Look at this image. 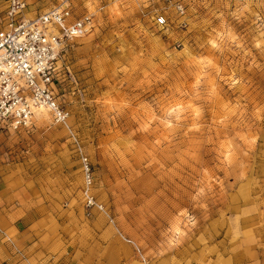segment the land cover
Returning <instances> with one entry per match:
<instances>
[{
  "label": "rangeland",
  "instance_id": "1",
  "mask_svg": "<svg viewBox=\"0 0 264 264\" xmlns=\"http://www.w3.org/2000/svg\"><path fill=\"white\" fill-rule=\"evenodd\" d=\"M72 5L94 27L61 57L70 117L0 127V183L54 209L82 264H264V0Z\"/></svg>",
  "mask_w": 264,
  "mask_h": 264
},
{
  "label": "built area",
  "instance_id": "2",
  "mask_svg": "<svg viewBox=\"0 0 264 264\" xmlns=\"http://www.w3.org/2000/svg\"><path fill=\"white\" fill-rule=\"evenodd\" d=\"M62 0L46 11L30 15L25 0H3L0 19V127L29 130L36 110L44 108L52 122L65 125L70 112L58 98L55 83L61 72V57L73 40L94 27L91 14L75 18L72 3ZM171 4V0H165ZM179 15L181 4L174 3ZM158 27L165 26L162 14L154 17ZM81 190L85 214L102 212L103 206L93 195L94 177L87 156L79 151Z\"/></svg>",
  "mask_w": 264,
  "mask_h": 264
},
{
  "label": "crops",
  "instance_id": "3",
  "mask_svg": "<svg viewBox=\"0 0 264 264\" xmlns=\"http://www.w3.org/2000/svg\"><path fill=\"white\" fill-rule=\"evenodd\" d=\"M32 197L14 195L0 183V264H82L75 242L58 230L54 209L37 205Z\"/></svg>",
  "mask_w": 264,
  "mask_h": 264
},
{
  "label": "bare ground",
  "instance_id": "4",
  "mask_svg": "<svg viewBox=\"0 0 264 264\" xmlns=\"http://www.w3.org/2000/svg\"><path fill=\"white\" fill-rule=\"evenodd\" d=\"M41 112H46L47 113V111L44 109V108H39V109H37L36 110V116L39 114V113H41ZM48 114V113H47ZM35 116V117H36Z\"/></svg>",
  "mask_w": 264,
  "mask_h": 264
}]
</instances>
